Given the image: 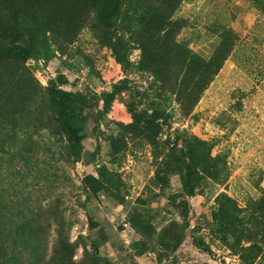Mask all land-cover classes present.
<instances>
[{
  "label": "rangeland",
  "instance_id": "rangeland-1",
  "mask_svg": "<svg viewBox=\"0 0 264 264\" xmlns=\"http://www.w3.org/2000/svg\"><path fill=\"white\" fill-rule=\"evenodd\" d=\"M176 17L183 22L176 35L178 42H185L206 59L215 53L224 30L231 31L235 43L222 69L189 112L187 100L169 95L163 106L169 114L168 123L165 125L164 118L156 122L162 127L158 136L160 155L147 135L131 132L126 135L124 154L114 152L115 136L120 132L117 122L125 125L133 121L128 103L142 108L150 102L142 93L151 96L155 90L170 92L168 83L173 82L169 79L171 72L165 77L161 70L158 76L139 68L141 51L137 48L129 55L130 68L117 61L113 50L101 45L97 35H112L114 39L115 30L97 32L87 24L65 52L57 50L51 58L29 59V71L24 76L29 83L38 81V87H45L61 74L67 79L66 88L90 97L92 112L84 144L86 151L96 153V157L91 163H86L84 157L77 160L66 151L64 136L50 129L25 127L16 138L0 134V147L5 149L0 150V218L6 224L2 232L8 230L7 234L15 238L17 224L38 220L42 230L38 236L40 251L45 248L46 258L51 259L62 234L68 244L66 257L75 264H259V257L250 263L236 254L210 227L221 193L236 198L243 208L264 193V0H182ZM118 33L126 35L125 39L129 37V32ZM12 70L9 65H0V75L16 86L19 73L10 76ZM125 79L128 86L116 91L107 108L106 93ZM13 91L14 100L5 103L3 117H9L10 103L20 97ZM135 93L144 104H138ZM32 110L36 118L46 113L42 105H32ZM2 124L10 128L9 123ZM143 124L141 127L148 125ZM191 135L211 141L212 155L224 153L226 164L222 169L230 172L224 183L210 176L201 180L203 191L194 195L181 189L177 173L162 172L163 176L158 177V169L165 165L168 153L172 154L176 139L179 146ZM89 174L100 178L105 188L91 198L84 182ZM174 196L177 204H172ZM183 202L189 203L186 235L181 244L174 246L170 237L160 236L171 221L184 220L183 209L177 206ZM136 206L142 213L149 207L155 210L153 228L147 234L137 233L129 222ZM242 229L238 230L242 233L241 243L257 242L264 251V229L251 221ZM195 236L202 237L211 251L197 244ZM100 237L101 242L94 245V239ZM161 239H166L169 246H163ZM142 242L148 248L137 253L134 245ZM8 246L10 252L20 249V256L27 260V250Z\"/></svg>",
  "mask_w": 264,
  "mask_h": 264
},
{
  "label": "trees",
  "instance_id": "trees-1",
  "mask_svg": "<svg viewBox=\"0 0 264 264\" xmlns=\"http://www.w3.org/2000/svg\"><path fill=\"white\" fill-rule=\"evenodd\" d=\"M181 3L182 0H0V65H9L13 69L9 73L10 76L11 74L14 76L15 72L19 73L16 86L12 80L0 75V90H2L0 130H4H1L0 134L4 137L7 135L16 138L25 127H33L34 130L50 129L52 133L56 131L64 136L67 142L66 151L70 155L75 156L77 160L84 157L86 163L94 162L96 153L86 151L84 144L88 136L87 125L92 112L90 97L82 91L66 88L64 85L67 79L61 74L51 79L45 87H38V81L30 80L29 83L28 79L24 78L29 71L27 67L29 59L41 56L51 58L57 50L65 52L66 46L77 38L87 24H91L97 32L103 29L116 31L113 35L114 39L112 35L108 38H104L99 33L97 35L101 45L111 48L116 60L126 69L132 66L129 55L137 48L141 51L139 68L158 76L161 70L165 77L171 72L172 76L169 79L173 82L170 84L167 81L170 92L155 90L151 96L142 93L150 101L142 108L133 102L128 103L129 109L133 112V121L125 125L117 122L120 132L115 136L113 144L114 152L124 154L123 150L128 144L126 135L129 132L147 135L153 141L155 153L160 155L162 151L158 136L162 127L156 122L164 118L165 125L168 123L169 114L165 112L163 106L169 100V95H176L183 101L187 100L186 106L189 112L222 69L235 43L231 31L224 30L215 53L206 59L203 55L191 51L185 42H178L176 35L181 30L183 22L176 17V13ZM118 31L129 32V37L125 39L126 35L119 34ZM30 78L33 79V75L30 74ZM13 79L15 81V77ZM161 79L164 78L159 77L158 80ZM29 86L33 89L30 88L28 91L26 89ZM126 86L128 83L125 79L117 84L113 91L106 93L104 104L107 108L111 106L116 91ZM21 88L24 89L23 93ZM13 90L20 97L10 103L12 110L9 117H3L5 103L10 98L14 100ZM134 96L139 98V105L144 104L139 94L135 93ZM32 105L37 108L42 105L46 113H39L38 118L36 115L33 117ZM143 122H147L148 125L141 127ZM2 123H9L10 128L4 127ZM177 138L181 139L180 136ZM175 142L172 154L168 153V156L166 154L165 165H160L158 169L159 178L163 176L162 172L177 173L182 182L181 189L186 190L188 195L203 191L200 187L201 180L208 176L220 183L228 180L229 170L222 169L226 164V159L223 158L225 154L212 155L211 141L191 135L181 143L182 145L178 146V139ZM0 150L5 149L0 147ZM84 182L89 188L87 189L89 198L98 196L105 190L100 178L93 174L87 175ZM175 198V196L171 198L172 204H177ZM122 200L124 201L123 198ZM217 202L219 207L213 212L211 231L219 233L244 260L253 263L254 259L259 257V264H264L263 247L257 242L242 244V233L238 231L250 221L264 229L263 191L261 196L247 204L246 208L241 207L236 198L226 193H221L217 197ZM177 206L183 209L181 214L184 220L180 222L174 219L160 236L162 239L170 237L174 246L181 244L186 235L185 219L188 215L189 203L183 202ZM154 211L149 207L142 213L137 210V206L134 207L129 218L131 227L137 233L150 231L153 228ZM144 214L150 217L146 218ZM2 221L0 218V264H75L70 263L66 257L68 244L66 239L62 238V234L58 237L54 255L51 259H47L45 248L44 251H40L41 240L38 236L42 230L41 225H37L38 220L27 219L17 224L15 238L7 234L8 230L2 232L6 226ZM91 224L96 226L94 221H91ZM3 234L7 236L3 237ZM162 239L163 246L168 247L167 238ZM100 242L101 237L93 241L94 245ZM195 242L211 251L202 237L195 236ZM8 245L14 246L12 250L18 246L27 250L29 253L27 260L20 256V249L10 252ZM134 248L140 253L145 252L148 247L143 246L142 242V245L135 243ZM81 264L87 263L83 261Z\"/></svg>",
  "mask_w": 264,
  "mask_h": 264
}]
</instances>
